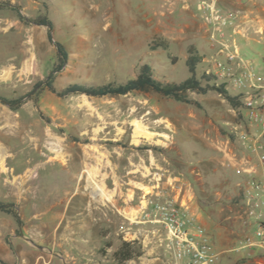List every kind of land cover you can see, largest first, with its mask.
<instances>
[{"label": "rangeland", "instance_id": "374dc122", "mask_svg": "<svg viewBox=\"0 0 264 264\" xmlns=\"http://www.w3.org/2000/svg\"><path fill=\"white\" fill-rule=\"evenodd\" d=\"M0 2L54 22L50 30L0 9V201L18 213L0 209V264H115L124 240L142 251L125 264H175L163 206L202 227L217 253L211 264H264V247L249 242L255 214L242 178L224 165L249 152L243 106L215 89L190 91L196 105L156 92L59 95L46 85L59 41L69 58L55 72L57 91L123 83L144 63L178 83L197 55L204 85L264 102V0Z\"/></svg>", "mask_w": 264, "mask_h": 264}, {"label": "built area", "instance_id": "2783aa9c", "mask_svg": "<svg viewBox=\"0 0 264 264\" xmlns=\"http://www.w3.org/2000/svg\"><path fill=\"white\" fill-rule=\"evenodd\" d=\"M227 57L233 61L235 55L231 53ZM218 67L225 68L220 60ZM243 110L252 130L242 131L240 137L249 152L241 157H230L224 165L242 178L240 196L255 214L252 221L255 230L249 242L264 247V102L247 97L243 101ZM159 221L166 231L175 264H211L215 261L217 253L202 227L188 219L178 207L163 206Z\"/></svg>", "mask_w": 264, "mask_h": 264}, {"label": "trees", "instance_id": "16d2710c", "mask_svg": "<svg viewBox=\"0 0 264 264\" xmlns=\"http://www.w3.org/2000/svg\"><path fill=\"white\" fill-rule=\"evenodd\" d=\"M10 8L16 11L19 17L24 21L34 22L38 25L48 26L51 30L54 27V22L46 14H40L36 17H26L22 14L21 7L18 5H13L11 2H0V9ZM58 54L60 62L52 70L49 80L47 81V87L54 92H57L59 95H65L68 93H86L91 96H115V95H124L131 92H156L163 96L174 98L178 101L196 104L199 105V102L191 99L189 97L190 91H197L206 93L211 89L217 90L222 94L232 106L240 107L243 106L241 100L243 94L236 95L232 94L225 84H206L204 85L196 75V67L199 62L200 57L197 55H191L187 63L190 67L192 75L186 78L181 82H164L156 76V70L150 63H144L139 73L136 77L129 78L126 82L123 83H74L70 84L61 91H57L54 87L55 72L61 70L68 61L69 52L66 46L57 42ZM22 98L19 99H8L4 98L6 103L11 105H16L20 103ZM35 102L38 103V98L35 99ZM15 205L12 203H7L0 201V209L9 213H14L18 217L17 210L14 208ZM135 240H124L122 245L114 252L115 264H125L127 261L132 260L140 255L142 251L136 246ZM106 247H109L111 244L106 242ZM103 252L106 253V248L103 249Z\"/></svg>", "mask_w": 264, "mask_h": 264}, {"label": "water", "instance_id": "95a60500", "mask_svg": "<svg viewBox=\"0 0 264 264\" xmlns=\"http://www.w3.org/2000/svg\"><path fill=\"white\" fill-rule=\"evenodd\" d=\"M51 35H52V34H51ZM52 38H53V35H52ZM55 44L57 45V41H55ZM8 104H9V103H8ZM10 105H11V104H10ZM26 239L29 240V241H31V242L33 243V241H32L30 238L26 237ZM34 244H35V243H34ZM36 245H37V244H36ZM37 246H38L39 248H43V246H41V245H37ZM55 254L58 255V256H61V255H59V254L56 253V252H55ZM61 257H62V256H61ZM62 259L64 260V263H65V264H68V263L66 262V260L64 259V257H62Z\"/></svg>", "mask_w": 264, "mask_h": 264}]
</instances>
